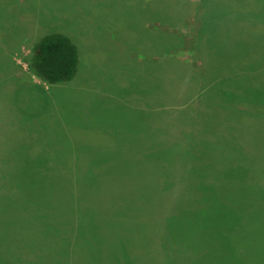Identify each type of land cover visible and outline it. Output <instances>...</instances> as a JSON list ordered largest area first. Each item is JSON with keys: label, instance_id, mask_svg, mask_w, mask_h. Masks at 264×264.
I'll use <instances>...</instances> for the list:
<instances>
[{"label": "rangeland", "instance_id": "rangeland-1", "mask_svg": "<svg viewBox=\"0 0 264 264\" xmlns=\"http://www.w3.org/2000/svg\"><path fill=\"white\" fill-rule=\"evenodd\" d=\"M220 1L0 0V264H264V0Z\"/></svg>", "mask_w": 264, "mask_h": 264}, {"label": "trees", "instance_id": "trees-1", "mask_svg": "<svg viewBox=\"0 0 264 264\" xmlns=\"http://www.w3.org/2000/svg\"><path fill=\"white\" fill-rule=\"evenodd\" d=\"M213 4L217 7H219L220 9L224 10V11L229 10L230 12L238 14V15L246 14L243 11L246 10L245 8H248V7H244V6L237 7L235 4L226 5L223 2H221L220 0H213ZM225 7H228V10H226L227 8H225ZM223 8H225V9H223ZM243 9H245V10H243ZM256 11H259V9L257 8ZM256 11H252V12H250V14H253ZM221 17L222 16H220L219 18H221ZM218 26H220V24H218ZM228 44L230 47L231 43L229 42ZM80 65H82V64H81V54H80L79 47L68 36H66L62 33H57V32L47 34V35L43 36L42 38H40L35 43V45L33 47V53L31 56L30 64H29L30 69L35 73V75H37L40 79H42L45 83L49 84L50 86L65 85V84H69V83L74 82L81 75L80 74L81 73ZM29 99L34 102V100L36 98L30 97ZM45 102H47V101H45ZM43 109H46V107ZM141 117H140V120L142 122ZM193 147L195 149L197 148L196 145H194ZM187 150H188V148H187ZM49 158H50V155L48 156V159ZM48 159L45 160L44 165H43V170L45 172H48V170L50 168L47 165ZM90 166H92L91 160H90ZM118 166H113L111 164L109 166L111 168L110 173L111 172L117 173ZM98 171H100V169L96 170L95 173H97ZM70 179L72 181L75 180L72 177ZM111 197L112 196H110V198ZM48 206L50 209L52 208V207H50V204H45V207H48ZM104 213H107V212H104ZM74 221L75 220H73V224H74ZM102 227L105 228V225L103 224ZM166 232L168 233L167 228H166ZM122 240H123V238L120 239V242ZM172 240H174V239H172ZM240 244L243 245L242 243H240ZM201 250H202L201 253H203V258H204L203 260L208 258V256H211L210 255L211 251L206 247V243H203V244L201 243ZM181 253H182V251H181ZM109 257H111V256H109ZM106 261L108 264H113L110 262L109 258L106 259ZM209 263H211V262H209Z\"/></svg>", "mask_w": 264, "mask_h": 264}, {"label": "crops", "instance_id": "crops-1", "mask_svg": "<svg viewBox=\"0 0 264 264\" xmlns=\"http://www.w3.org/2000/svg\"><path fill=\"white\" fill-rule=\"evenodd\" d=\"M99 156H100V161H101L103 157L101 155H99Z\"/></svg>", "mask_w": 264, "mask_h": 264}]
</instances>
